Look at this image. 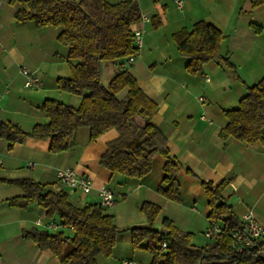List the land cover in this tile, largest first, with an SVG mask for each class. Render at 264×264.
Segmentation results:
<instances>
[{
    "label": "crops",
    "instance_id": "1",
    "mask_svg": "<svg viewBox=\"0 0 264 264\" xmlns=\"http://www.w3.org/2000/svg\"><path fill=\"white\" fill-rule=\"evenodd\" d=\"M107 1L114 5L123 0ZM131 1L148 21L132 25L133 31H142V45L133 62L125 65L157 106L152 124L164 136L169 157L179 166L181 201H170L158 191L165 163L160 155L140 179L111 173L99 164L107 144L118 136L115 130L90 141L88 129L78 128L75 145L58 154L49 151L48 139L28 138L11 144L0 138V264H60L56 255L23 237V232L30 230L57 232L48 227L50 222H59L57 217L47 216L38 206L18 209L6 203L23 195L18 186L7 182L18 179L33 180L53 192L63 191L77 208L100 204L102 187L113 191L114 204L106 212L121 232L109 255H96L97 264H152L147 241L134 247L129 232L132 227L147 225L140 210L144 202L160 208L157 230L165 231L162 221L169 219L178 230L193 235L192 244L207 245L204 231L210 222V208L201 182L212 186L224 183L221 197L235 217L251 212L256 221L264 223V145L220 137L227 124L224 112L238 107L246 85L264 77V2L254 6L252 0H183L182 9H178L174 0ZM19 8L23 6L0 0V123L16 124L28 133L35 125L49 122L41 110L45 100L76 108L82 96L57 86V79L69 76L70 64L76 63L68 58V48L58 42L61 28L19 23L15 19ZM155 17L161 21L159 26H154ZM199 21L223 33L221 52L234 69L217 60L204 65L203 76L186 71L187 59L178 53L173 35L182 29L190 31ZM22 67L40 80V87H24ZM103 68L107 85L116 65L102 62L101 80ZM62 169L89 178L90 191L71 190L61 183L57 172Z\"/></svg>",
    "mask_w": 264,
    "mask_h": 264
},
{
    "label": "trees",
    "instance_id": "2",
    "mask_svg": "<svg viewBox=\"0 0 264 264\" xmlns=\"http://www.w3.org/2000/svg\"><path fill=\"white\" fill-rule=\"evenodd\" d=\"M21 4L15 12L19 23L31 21L36 27H60L58 42L68 48L70 75L57 79L60 90L82 96L74 108L58 100L47 99L41 110L49 118L47 124L35 125L28 133L16 124L0 123V138L11 144L26 139H48L51 153H62L76 143V130L86 128L89 140L95 141L109 130L117 138L107 144L99 164L111 173L140 179L152 168L156 155L164 158L162 185L158 191L173 202L181 201L179 166L169 157L166 141L152 124L156 104L138 86L129 72L126 61L138 50L134 44L132 25L140 21L137 4L123 0L110 4L107 0H9ZM258 5L264 0H252ZM161 21L155 17L154 26ZM223 33L213 25L197 22L190 31L182 29L173 35L178 53L187 59L186 71L203 76V67L211 61H223L230 69L234 66L221 52ZM112 62L116 72L107 85L101 80L100 65ZM125 94L121 96V93ZM227 124L220 132L223 139L264 145V77L253 85H246V94L238 107L224 112ZM18 186L23 195L10 198V208L28 209L38 206L47 216L57 217L72 225V233L57 231H24L23 237L35 242L42 250L58 257L60 264H97L98 254L109 255L121 230L116 226L107 208L87 204L82 208L72 205L65 192H53L45 185L30 179L7 181ZM208 197V218L216 221L221 233L202 247L192 244L191 233L178 230L169 219H163L165 231L155 228L160 208L144 202L140 208L147 225L132 227L129 232L134 247L147 241L152 264H264V240L256 247L237 252L228 232L243 228L231 207L221 197L225 184L212 186L201 182ZM166 243L163 248L162 244Z\"/></svg>",
    "mask_w": 264,
    "mask_h": 264
},
{
    "label": "built area",
    "instance_id": "3",
    "mask_svg": "<svg viewBox=\"0 0 264 264\" xmlns=\"http://www.w3.org/2000/svg\"><path fill=\"white\" fill-rule=\"evenodd\" d=\"M176 7L182 9L183 0H174ZM140 21H148L146 15L140 16ZM134 32V44L137 49H140L142 45V31ZM133 58H129L128 63L131 64ZM22 75L25 77L24 87L26 89L40 87V80L30 74L26 67L21 69ZM1 98V94H0ZM200 100H203L202 98ZM204 120V118H202ZM29 165H32L31 163ZM58 180L68 186L71 190H80L83 193H88L91 189V180L85 177H79L75 174L73 170L62 169L57 172ZM100 195V205L104 208H109L114 204V193L108 187H102L99 192ZM244 225L243 228L234 229L228 232V235L232 238L231 244L237 252H243L245 249L256 247L258 241L264 240V223L256 221L251 212L245 213L239 219ZM39 223V222H38ZM48 227L57 231H64L65 229L73 232L74 228L72 225H66L62 222H50ZM221 233V228L219 224L210 220L208 227L204 231V236L208 240ZM162 247H166V243L162 244Z\"/></svg>",
    "mask_w": 264,
    "mask_h": 264
},
{
    "label": "rangeland",
    "instance_id": "4",
    "mask_svg": "<svg viewBox=\"0 0 264 264\" xmlns=\"http://www.w3.org/2000/svg\"><path fill=\"white\" fill-rule=\"evenodd\" d=\"M104 69V68H103ZM104 71V72H103ZM102 71V82H103V85L105 84V82L107 81V79H108V75H107V73L105 72V69ZM66 233H69V231L68 230H64ZM202 236H203V234H202ZM200 237V239L203 241V242H205V239L203 238V237Z\"/></svg>",
    "mask_w": 264,
    "mask_h": 264
}]
</instances>
